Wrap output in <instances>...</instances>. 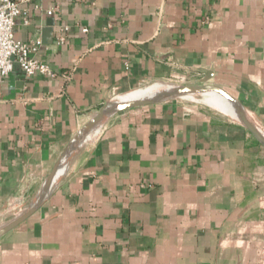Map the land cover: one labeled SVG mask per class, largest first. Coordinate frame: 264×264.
Instances as JSON below:
<instances>
[{
    "label": "crops",
    "instance_id": "obj_1",
    "mask_svg": "<svg viewBox=\"0 0 264 264\" xmlns=\"http://www.w3.org/2000/svg\"><path fill=\"white\" fill-rule=\"evenodd\" d=\"M20 9L15 38L38 39L56 74L0 76V225L36 199L101 105L146 81L210 76L264 132V0ZM104 119L0 236V264H264V147L238 119L179 98Z\"/></svg>",
    "mask_w": 264,
    "mask_h": 264
},
{
    "label": "water",
    "instance_id": "obj_2",
    "mask_svg": "<svg viewBox=\"0 0 264 264\" xmlns=\"http://www.w3.org/2000/svg\"><path fill=\"white\" fill-rule=\"evenodd\" d=\"M210 76H206L201 83L199 84H179L175 85L171 89L163 92L157 97L151 99H137V100H127L121 102H115L113 104L105 103L99 107L97 112L76 132V134L72 137L71 141L66 146L63 153L60 155L58 161L55 163L53 169L47 176L44 185L36 197V199L27 206L23 211H21L18 215L9 219L5 223L0 225V236L14 226H16L23 219L28 217L31 213H33L42 203L45 195L48 191V187L52 182L55 173L58 168L64 164L65 160L69 156L70 152L74 147H76L87 135V133L97 124V122L103 118L108 117L109 115L125 110L135 106H141L145 104H152L160 101H165L173 98H179L181 96L189 95V94H199L200 91L212 90L215 91L222 96H224L230 103L232 104L235 114L237 115L240 123L259 141V143L264 147V134L255 126V124L250 120L246 112L244 111L241 104L238 100L232 96L227 90L223 87L208 83V79Z\"/></svg>",
    "mask_w": 264,
    "mask_h": 264
},
{
    "label": "built area",
    "instance_id": "obj_3",
    "mask_svg": "<svg viewBox=\"0 0 264 264\" xmlns=\"http://www.w3.org/2000/svg\"><path fill=\"white\" fill-rule=\"evenodd\" d=\"M26 1L31 0H0V76L8 75L17 67L25 77H54V70L35 56L40 41L23 42L14 36L15 19L22 12L20 3ZM34 8H39L38 4ZM51 12V9L46 10L48 14ZM82 30L87 31L86 28ZM56 41H63V37L59 36Z\"/></svg>",
    "mask_w": 264,
    "mask_h": 264
},
{
    "label": "bare ground",
    "instance_id": "obj_4",
    "mask_svg": "<svg viewBox=\"0 0 264 264\" xmlns=\"http://www.w3.org/2000/svg\"><path fill=\"white\" fill-rule=\"evenodd\" d=\"M172 87H174V86L172 84L167 83V82L166 83L155 82L152 85L147 86L143 89H137V90L132 91L130 93L124 94V95L120 96L118 99H112L109 103L113 104L115 102H121V101H127V100L151 99V98L157 97L158 95H160L163 92L171 89ZM196 95L197 94H189V95L181 96V97H179V99L192 101V102H198V101L203 102L204 104H206L207 106H209L213 109L219 110L223 113H228L229 115H231V117L235 118L236 120L238 119L230 101H228L221 94H219L215 91H212V90H205V91L199 92L198 95H200V96H196ZM103 119H101L97 122V124L88 132L89 134L87 133L88 136L91 135L93 131H94V133H96V131L99 130L98 128H100V126H101L100 123H101V121H103ZM104 120H106V119H104Z\"/></svg>",
    "mask_w": 264,
    "mask_h": 264
},
{
    "label": "rangeland",
    "instance_id": "obj_5",
    "mask_svg": "<svg viewBox=\"0 0 264 264\" xmlns=\"http://www.w3.org/2000/svg\"><path fill=\"white\" fill-rule=\"evenodd\" d=\"M155 82H164V83H169V84H172L173 86H175V85H179V84H181V83H179V82H175V81H157V80H150V81H146V82H144V83H142L141 85H139V86H137V87H135V88H133V89H131V90H129L128 92H125V93H122V94H120V95H118L117 97H115V98H113V99H118L120 96H122V95H124V94H127V93H130V92H132V91H135V90H137V89H143V88H145V87H147V86H150V85H152L153 83H155ZM196 96H200V95H196ZM113 103V102H112ZM196 103H199V104H202V105H204V106H207L206 104H204L203 102H200V101H198V102H196ZM207 107H209V106H207ZM216 110V109H215ZM219 111V110H218ZM221 112V111H220ZM223 113V112H222ZM226 114H228V113H226ZM229 115V114H228ZM231 116V115H230Z\"/></svg>",
    "mask_w": 264,
    "mask_h": 264
}]
</instances>
